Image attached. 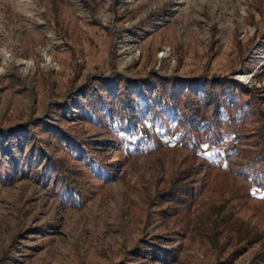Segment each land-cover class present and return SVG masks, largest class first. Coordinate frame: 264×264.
Instances as JSON below:
<instances>
[{"label":"rangeland","instance_id":"obj_1","mask_svg":"<svg viewBox=\"0 0 264 264\" xmlns=\"http://www.w3.org/2000/svg\"><path fill=\"white\" fill-rule=\"evenodd\" d=\"M0 264H264V0H0Z\"/></svg>","mask_w":264,"mask_h":264},{"label":"trees","instance_id":"obj_2","mask_svg":"<svg viewBox=\"0 0 264 264\" xmlns=\"http://www.w3.org/2000/svg\"><path fill=\"white\" fill-rule=\"evenodd\" d=\"M89 83V90L93 86L92 82ZM60 176L57 181L61 183L63 191L61 192V200L67 206L78 207L82 203L81 191L79 189V180L75 178L76 172L69 170L62 163L59 164ZM169 193H172L171 191ZM179 194V193H178Z\"/></svg>","mask_w":264,"mask_h":264}]
</instances>
